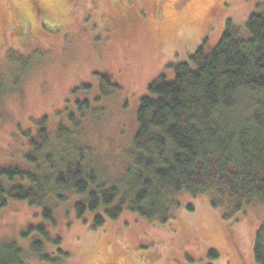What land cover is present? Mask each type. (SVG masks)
<instances>
[{
    "label": "rangeland",
    "instance_id": "1",
    "mask_svg": "<svg viewBox=\"0 0 264 264\" xmlns=\"http://www.w3.org/2000/svg\"><path fill=\"white\" fill-rule=\"evenodd\" d=\"M44 1L48 12L36 13L31 0H0V73L12 88L0 99V167L28 168L27 131L38 132L44 117L53 134L60 125L72 128L70 115H79L78 103L87 99L91 106L74 134L76 148H91V166L121 181L150 83L161 75L173 80L174 66L190 61L201 45L208 51L216 47L228 22L244 28L264 9V0ZM15 14H22L24 31L13 26ZM103 74L111 76V84L103 82ZM63 144L73 148V142L58 140ZM64 194L50 201L56 224L48 225L70 253L64 264H257L254 245L264 207L226 219L227 212L213 207L208 195L184 192L166 222L124 210L94 229L93 213L79 218L76 212L83 195ZM42 211L10 201L0 210V245L16 240L29 248L41 233L22 234L46 223ZM230 224L232 238L226 233ZM211 250L218 256L210 258ZM25 264L45 263L30 255Z\"/></svg>",
    "mask_w": 264,
    "mask_h": 264
},
{
    "label": "trees",
    "instance_id": "2",
    "mask_svg": "<svg viewBox=\"0 0 264 264\" xmlns=\"http://www.w3.org/2000/svg\"><path fill=\"white\" fill-rule=\"evenodd\" d=\"M31 6L36 13L48 12L44 0H31ZM21 15L13 16V26L23 30ZM174 68L173 80L159 76L140 100L135 150L123 181L107 179L91 166V148H76L74 134L81 131L89 100L78 103L79 115H70L72 128L60 125L53 134L44 117L38 132L27 131L29 167H0V210L12 200L28 202L43 208L46 223L22 234L40 231L29 248L16 240L2 243L0 264H25L30 255L45 264L70 258L62 236L48 227L56 224L50 201L62 200L65 191L83 195L76 212L79 218L93 213L94 229L124 210L166 222L184 192L208 195L213 207L227 212L226 219L264 207V9L244 28L228 22L216 47L208 51L201 45L190 61ZM0 78L1 99L12 88L8 76L0 73ZM101 78L111 84L109 74ZM58 140L73 142V148ZM226 233L234 237L231 224ZM49 246L56 250L49 252ZM254 252L256 263L264 264V222ZM216 256L215 250L209 252L210 258Z\"/></svg>",
    "mask_w": 264,
    "mask_h": 264
},
{
    "label": "flooded vegetation",
    "instance_id": "3",
    "mask_svg": "<svg viewBox=\"0 0 264 264\" xmlns=\"http://www.w3.org/2000/svg\"><path fill=\"white\" fill-rule=\"evenodd\" d=\"M227 5L229 4V3H226Z\"/></svg>",
    "mask_w": 264,
    "mask_h": 264
}]
</instances>
